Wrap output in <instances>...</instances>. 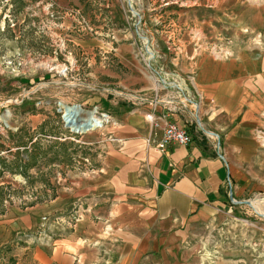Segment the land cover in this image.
Listing matches in <instances>:
<instances>
[{
	"label": "rangeland",
	"instance_id": "374dc122",
	"mask_svg": "<svg viewBox=\"0 0 264 264\" xmlns=\"http://www.w3.org/2000/svg\"><path fill=\"white\" fill-rule=\"evenodd\" d=\"M240 56L264 63V0H0V223L14 216V224L0 227L1 242L9 234L0 264H32L26 237L39 231H73L88 210L85 198L75 197L62 213L40 215L38 208L69 190L74 174L97 170L99 141L113 138L119 110L131 114L158 101L192 132L179 101L193 103L199 62ZM58 103L77 106L82 119L93 111L109 119L102 129L75 133ZM260 113L259 149L237 199L250 206L234 205L192 228L190 264H264ZM19 211L39 223L13 229Z\"/></svg>",
	"mask_w": 264,
	"mask_h": 264
},
{
	"label": "crops",
	"instance_id": "0c3cea01",
	"mask_svg": "<svg viewBox=\"0 0 264 264\" xmlns=\"http://www.w3.org/2000/svg\"><path fill=\"white\" fill-rule=\"evenodd\" d=\"M192 80L193 103L188 100L187 108L179 101L187 115L183 122L193 125L192 132L185 130L189 144L157 148L165 122L178 124L181 116L158 101L131 114L119 110L113 138L102 134L99 141L97 170L74 174L69 190L62 188L53 205L38 208L40 215L62 213L75 197L88 205L68 235L39 231L38 237H26L33 245L32 264H190L186 244L192 228L229 212L235 205L230 197L237 201L246 191L244 168L259 149L264 63L246 56L200 61ZM195 111L202 127L217 136L218 147L214 137L195 129ZM145 112L154 115L157 127ZM18 217L13 229L39 223L26 218V211ZM10 223L12 214L0 227Z\"/></svg>",
	"mask_w": 264,
	"mask_h": 264
},
{
	"label": "built area",
	"instance_id": "2783aa9c",
	"mask_svg": "<svg viewBox=\"0 0 264 264\" xmlns=\"http://www.w3.org/2000/svg\"><path fill=\"white\" fill-rule=\"evenodd\" d=\"M102 118H105L106 122L109 119L108 115L106 114L102 115ZM162 118L165 119L166 116H162ZM147 120L151 123L153 127H157L153 114H148ZM102 128H104V125L100 127V129ZM190 140V136L184 129L178 126L175 122L167 121L164 125L163 134L157 143V148L163 151L167 146H169V144L185 146L189 144Z\"/></svg>",
	"mask_w": 264,
	"mask_h": 264
},
{
	"label": "water",
	"instance_id": "95a60500",
	"mask_svg": "<svg viewBox=\"0 0 264 264\" xmlns=\"http://www.w3.org/2000/svg\"><path fill=\"white\" fill-rule=\"evenodd\" d=\"M77 108H78L77 106H67V105H63L61 103H58L57 111L58 112L64 111V113L62 114V119H63L66 127H70L71 124H74L75 118L77 116ZM193 118H194L195 129L198 132H202L208 136L214 137L216 139V146L218 147L219 142L217 140V136L214 133H212V132H210V131H208L202 127V125L198 119V116H197V111H195L193 113ZM82 125L86 130H89L91 128L92 124L90 122H86V123H83ZM230 202L235 204V205L245 204L247 206H250V203L247 201H234L231 197H230Z\"/></svg>",
	"mask_w": 264,
	"mask_h": 264
},
{
	"label": "bare ground",
	"instance_id": "6f19581e",
	"mask_svg": "<svg viewBox=\"0 0 264 264\" xmlns=\"http://www.w3.org/2000/svg\"><path fill=\"white\" fill-rule=\"evenodd\" d=\"M80 113H82L81 110L77 109V116L75 118V122H74V124H71V126L69 127L70 130L75 132V133H85L89 130H93L95 128H100V127H102L103 123L105 122L104 120H101L98 117H96L94 111L88 113L87 118H85V119L80 118V116H79ZM86 122H90L92 124L91 128L89 130H86L82 125L83 123H86Z\"/></svg>",
	"mask_w": 264,
	"mask_h": 264
}]
</instances>
